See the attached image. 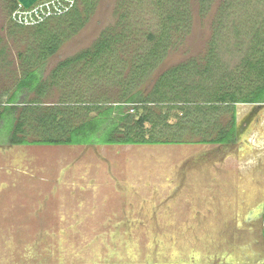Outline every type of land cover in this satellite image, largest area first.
<instances>
[{
    "label": "rangeland",
    "instance_id": "1",
    "mask_svg": "<svg viewBox=\"0 0 264 264\" xmlns=\"http://www.w3.org/2000/svg\"><path fill=\"white\" fill-rule=\"evenodd\" d=\"M9 6L0 0V110L25 67L18 55L37 43L29 28L20 30L10 20ZM169 12L168 48L138 83L145 96L162 73L188 63L201 72L206 65L210 71L220 69L213 71L217 77L210 74L226 85L253 38L264 39V0H96L84 27L63 40L47 61L44 77L62 60L89 48L102 31H127L125 48L119 46L108 58L118 64L114 74L121 78L107 87L100 84L97 98H91L120 101L132 62L137 64L152 47L159 22ZM250 59L254 68L262 56ZM79 78L67 87H53L39 98L41 106L67 100L68 94L75 101ZM206 85L211 89L215 82ZM173 103L144 106L150 116L144 135L187 143L102 151L75 146L37 151L16 145L0 151V264H264V232L257 246L240 240L243 235L232 229L264 197V111L254 117L246 153L235 146L216 153L210 151L220 145L195 142L215 137L228 125L229 106L214 116L181 119L176 115L180 106ZM234 111L238 120L251 105L237 104ZM194 122L200 126L190 130ZM8 131L7 126L0 131V147Z\"/></svg>",
    "mask_w": 264,
    "mask_h": 264
},
{
    "label": "trees",
    "instance_id": "2",
    "mask_svg": "<svg viewBox=\"0 0 264 264\" xmlns=\"http://www.w3.org/2000/svg\"><path fill=\"white\" fill-rule=\"evenodd\" d=\"M5 1L10 3L9 13L18 7L16 0ZM95 2L96 0H76L74 7L58 18L57 22L45 21L30 28L18 27L20 30L29 28L32 31L31 38L37 43L33 48L29 47L30 52L18 55L25 67L13 92L0 110V131L3 127H9L6 144L11 146H138L187 143L188 141L173 139L152 140L144 135V126L150 122L149 113H143L144 106L156 101H176L177 103H173L175 105L170 106H180L176 115L181 119L195 118L196 114L201 118L210 113L214 116L217 110L229 106L231 118L228 125L220 128L215 137H202L195 143L210 145L233 143L236 140L235 106L264 103V39L253 38L240 67L233 75H230V82L228 81L226 85L220 84L221 80L217 82V79L212 78L216 75L213 71H220L217 67L218 70L212 67L210 71L209 65H206L204 72H201L196 64L188 63L162 73L154 83L151 92L145 96L138 89V83L142 81L141 76L153 69L155 62L165 54L168 48L167 26L172 23L169 12V15L159 22V33L152 47L137 64L132 62L131 76L129 75L128 83L121 91L122 99L114 102L93 100L91 98L94 95L96 97L98 86L107 87L109 82H116L121 78L117 73L114 74L118 64L109 63L108 58L114 56L119 46L125 48V40H129L127 31L120 30L118 33H112L104 30L89 48L59 62L47 78L44 77V70L47 61L57 52L63 40H67L69 35L75 34L84 27L94 9ZM150 37L153 38V36ZM255 55L262 56V61L253 68L250 58ZM213 56L215 62L216 55ZM133 74L134 78H132ZM77 77H80L77 80V86L81 85V87H77L75 91V101L71 102L69 100L71 94H68L67 100L60 99L51 107L41 106L44 102H39L41 100L39 98L49 95L51 89L60 84L67 87L69 81ZM192 77L195 78L192 80ZM188 78L191 82L189 84L186 82ZM209 82L212 84L215 82V87L210 89V85H206ZM81 89H83V95L79 93ZM86 93H89L87 97H85ZM30 94H34V98L28 100ZM140 110L142 111L139 114ZM195 125L200 126V123L194 122L190 130H193Z\"/></svg>",
    "mask_w": 264,
    "mask_h": 264
},
{
    "label": "built area",
    "instance_id": "3",
    "mask_svg": "<svg viewBox=\"0 0 264 264\" xmlns=\"http://www.w3.org/2000/svg\"><path fill=\"white\" fill-rule=\"evenodd\" d=\"M76 0H42L28 10L19 5L12 11L10 20L20 27H34L52 17H61L68 13Z\"/></svg>",
    "mask_w": 264,
    "mask_h": 264
},
{
    "label": "flooded vegetation",
    "instance_id": "4",
    "mask_svg": "<svg viewBox=\"0 0 264 264\" xmlns=\"http://www.w3.org/2000/svg\"><path fill=\"white\" fill-rule=\"evenodd\" d=\"M252 106V104H251ZM247 120L248 123H244V126H248V130H250L252 128V126L255 124L257 117L254 118L251 114V111H249L248 113H246V115H243L241 118H239L238 120H236V124L240 121V120ZM231 146H235L236 149L238 150L237 152L243 154L246 153V151H244V149H246L245 145L243 142L237 143L236 140L233 143L230 144H224V145H220L221 148H217V149H213L210 152H221L220 150H222V148L225 147H231ZM247 150V149H246ZM264 201V197L258 199V201L255 202L254 205H252L249 209H247L243 214V217L245 215V213L250 210L251 208H253L256 204L260 203ZM242 216H240V223L234 224V226L232 227V229H234L235 231H237L238 233L240 232L243 235V238L239 237L240 240L242 239H249L252 241V244H257V246L260 244L261 241V237L263 235L264 232V217L257 219L255 221H251L249 223L245 222ZM264 253V252H263ZM262 263V262H261Z\"/></svg>",
    "mask_w": 264,
    "mask_h": 264
},
{
    "label": "water",
    "instance_id": "5",
    "mask_svg": "<svg viewBox=\"0 0 264 264\" xmlns=\"http://www.w3.org/2000/svg\"><path fill=\"white\" fill-rule=\"evenodd\" d=\"M42 0H16L17 4L24 10L30 9L32 6H34L36 3L40 2ZM264 111V103L260 104H253L251 106V114L253 117H255L259 112ZM244 123H248L246 120H240L236 124L235 129V139L237 143L243 142L244 144H247V137L249 135L248 126H244ZM264 217V201L256 204L253 208L248 210L243 219L245 222L249 223L251 221H255L257 219H260Z\"/></svg>",
    "mask_w": 264,
    "mask_h": 264
},
{
    "label": "crops",
    "instance_id": "6",
    "mask_svg": "<svg viewBox=\"0 0 264 264\" xmlns=\"http://www.w3.org/2000/svg\"><path fill=\"white\" fill-rule=\"evenodd\" d=\"M116 146V145H114ZM114 146H75V147H80V151H102V148L104 147H114ZM12 146L8 144H4L2 147H0V151H9ZM30 147V146H29ZM32 147H37V151H49V150H64L66 147L62 148H49L51 146H32ZM70 148V147H68ZM73 150V148H71Z\"/></svg>",
    "mask_w": 264,
    "mask_h": 264
},
{
    "label": "bare ground",
    "instance_id": "7",
    "mask_svg": "<svg viewBox=\"0 0 264 264\" xmlns=\"http://www.w3.org/2000/svg\"><path fill=\"white\" fill-rule=\"evenodd\" d=\"M245 115V114H244ZM241 118V117H240Z\"/></svg>",
    "mask_w": 264,
    "mask_h": 264
}]
</instances>
